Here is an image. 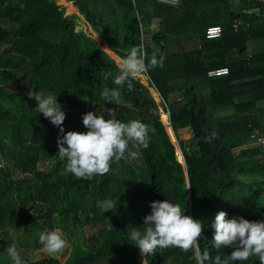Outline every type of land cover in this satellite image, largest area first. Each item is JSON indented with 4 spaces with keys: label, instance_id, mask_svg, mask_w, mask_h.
I'll return each instance as SVG.
<instances>
[{
    "label": "trees",
    "instance_id": "16d2710c",
    "mask_svg": "<svg viewBox=\"0 0 264 264\" xmlns=\"http://www.w3.org/2000/svg\"><path fill=\"white\" fill-rule=\"evenodd\" d=\"M69 1L93 39L75 30V17L55 0H0V160L11 163L0 168V264H12L10 231L27 243L16 247L22 264H198L205 251L225 259L230 248L212 247L216 212L264 220V162L256 160L252 138L253 131L264 133V0H179L175 7L156 0ZM210 26L221 27L219 38L205 39ZM133 47H142L146 63L164 58L162 68L145 75L170 128L134 77L131 90L121 89L120 105L99 95L116 87L118 65L108 54L119 64ZM222 68L227 75L207 76ZM29 91L56 94L65 132H85L83 114L112 108L122 122L139 120L149 129V146L130 141L137 158L112 164L106 175L77 178L56 156L58 128L35 113ZM105 198L115 206L101 213L96 203ZM165 199L201 222L198 247L141 254L129 232L143 229L151 201ZM57 228L71 243L66 261H30L43 247L38 233ZM242 264L260 262L250 257Z\"/></svg>",
    "mask_w": 264,
    "mask_h": 264
},
{
    "label": "clouds",
    "instance_id": "9594fccd",
    "mask_svg": "<svg viewBox=\"0 0 264 264\" xmlns=\"http://www.w3.org/2000/svg\"><path fill=\"white\" fill-rule=\"evenodd\" d=\"M176 2L178 3L179 0ZM163 60L162 56L159 59L152 56L146 63L142 47H133L119 61L118 74L112 79L116 87H104L99 93L100 97L105 102L120 105L123 103L121 89L126 85L131 90L130 78L140 75L146 79V89H152L157 95L160 102L158 110H162L161 99L157 92L149 87L145 74L152 68H162ZM107 78L105 76V79ZM28 96L35 101V113H41L58 128L56 156L66 162L65 171L77 178L91 180L93 176L109 173L111 165L122 159L137 158L138 153L129 150L130 141L134 142V147L138 149H147L149 146V129L139 120L122 122L117 119L116 111L112 108L103 109L107 112L108 118H105L103 111L99 114L91 111L83 114L82 124L86 129L85 132H65L62 126L65 111L57 102L56 94L43 95L29 91ZM124 106L132 107L131 104ZM162 113L168 119L167 113L165 111ZM96 206L103 213L112 210L115 204L112 199L105 198L97 201ZM149 207L150 213L143 218V229L133 228L129 232V239L134 242L133 245L141 254L151 255L154 250L170 247L187 252L198 247L202 224L199 220L185 215V209L180 204L165 199L151 201ZM226 217L227 213L223 210L216 212L211 222L213 229L211 240L214 249L228 247L231 249L230 253L225 259H221L220 255L210 257L205 251L199 257L198 264H236V262L242 264L250 257H255L260 264H264V220L249 221L240 216ZM38 241L50 254H58L67 246V241L59 228L40 231ZM7 256L12 264H22L15 245L8 247Z\"/></svg>",
    "mask_w": 264,
    "mask_h": 264
},
{
    "label": "rangeland",
    "instance_id": "374dc122",
    "mask_svg": "<svg viewBox=\"0 0 264 264\" xmlns=\"http://www.w3.org/2000/svg\"><path fill=\"white\" fill-rule=\"evenodd\" d=\"M55 2H56V4L58 5V6H60L61 8H63L64 9V13H65V16H74L75 17V19H74V21H75V30L77 31V32H84L85 34H86V36H88V37H91V34H89V33H86V31H85V27H87V25H86V22H85V20L82 18V16H80L79 14H78V12H77V10L73 7V4H72V2H70L69 0H64V3H62V2H59V1H56L55 0ZM66 5H70V8L71 9H73V10H69V8H67L66 7ZM92 30V29H91ZM93 31V30H92ZM91 39H93L92 37H91ZM94 42V41H93ZM97 46H99V48L102 50V48H101V44L100 43H96V42H94ZM107 53V52H106ZM108 54V53H107ZM114 61H115V63H116V65H118V63L116 62V60H115V57H116V55L115 54H108ZM118 57V56H117ZM119 58V57H118ZM135 79H138L142 84H143V86L145 85V87H147V83L145 84V80L143 79V77H141L140 78V75L139 76H137V77H134ZM145 82H144V81ZM149 90V93L151 94V96H152V98L155 100L154 102L157 104V106L159 105L160 106V102H159V100H158V98H157V95H153V90L152 89H148ZM158 112H159V114H160V116H161V113L163 112L162 110H158ZM168 124H169V121L167 122ZM164 126V125H163ZM168 127H169V125H168ZM190 138V136L189 135H185V136H183V139L184 140H188ZM170 140V139H169ZM172 144H173V146H174V148L176 149V150H178V154L180 155V157H182L181 156V153H180V151H179V149H178V146H177V142H176V140H174V142H172ZM175 156H176V153H175ZM176 159H177V156H176ZM181 160H182V163H183V159L181 158ZM0 168H9V169H11V163L8 161V162H3L2 160H0ZM9 236L11 237V239L13 240V244L16 246V247H21L22 249H26V245H27V243H26V241L24 240V237L22 236V234L21 233H17V232H13V231H10L9 232ZM66 239V238H65ZM66 241H67V246H66V248L64 249V250H62L60 253H58V254H50V253H48L45 249H44V247H42L40 250H38V251H34V253H32V254H29V260L30 261H38V260H41V259H43L44 257H52V258H54V259H57L58 261H60L61 263H64L65 261H66V259L68 258V255H69V251H70V246H71V243L66 239Z\"/></svg>",
    "mask_w": 264,
    "mask_h": 264
},
{
    "label": "built area",
    "instance_id": "2783aa9c",
    "mask_svg": "<svg viewBox=\"0 0 264 264\" xmlns=\"http://www.w3.org/2000/svg\"><path fill=\"white\" fill-rule=\"evenodd\" d=\"M156 1L166 6L175 7L178 5L176 0H156ZM232 1L234 3H239L240 0H232ZM238 26H239V22H235L233 25L234 30H236ZM221 34H222L221 27L210 26L205 30L204 36H205V39L212 40V39L219 38ZM227 73H228V70L226 68L215 69V70L209 71L207 73V76L208 77H220V76L227 75ZM162 110L167 112L166 107H163ZM252 133H253L252 138L254 139L257 148L260 150V153L256 156V160L258 161L259 164H263L264 155L262 154V152L264 151V133L258 132L257 130L253 131Z\"/></svg>",
    "mask_w": 264,
    "mask_h": 264
},
{
    "label": "water",
    "instance_id": "95a60500",
    "mask_svg": "<svg viewBox=\"0 0 264 264\" xmlns=\"http://www.w3.org/2000/svg\"><path fill=\"white\" fill-rule=\"evenodd\" d=\"M171 130V129H170ZM170 133H171V131H170ZM187 193H189V188L187 187ZM189 198V197H188Z\"/></svg>",
    "mask_w": 264,
    "mask_h": 264
}]
</instances>
